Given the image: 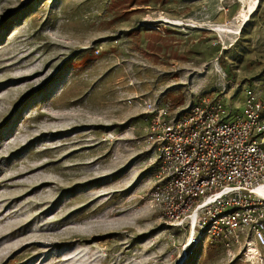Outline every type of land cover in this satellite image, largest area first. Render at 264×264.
Wrapping results in <instances>:
<instances>
[{
    "label": "rangeland",
    "instance_id": "1",
    "mask_svg": "<svg viewBox=\"0 0 264 264\" xmlns=\"http://www.w3.org/2000/svg\"><path fill=\"white\" fill-rule=\"evenodd\" d=\"M240 11L233 0H0V264H264L240 247L186 245L187 229L150 201L154 153L141 139L146 100L208 93L242 111L264 71V0L241 34L210 29Z\"/></svg>",
    "mask_w": 264,
    "mask_h": 264
},
{
    "label": "built area",
    "instance_id": "2",
    "mask_svg": "<svg viewBox=\"0 0 264 264\" xmlns=\"http://www.w3.org/2000/svg\"><path fill=\"white\" fill-rule=\"evenodd\" d=\"M250 80L237 112L208 93L176 107L146 100L141 139L154 153L150 201L172 225L187 229L186 244L240 247L255 263L264 261V71Z\"/></svg>",
    "mask_w": 264,
    "mask_h": 264
},
{
    "label": "bare ground",
    "instance_id": "3",
    "mask_svg": "<svg viewBox=\"0 0 264 264\" xmlns=\"http://www.w3.org/2000/svg\"><path fill=\"white\" fill-rule=\"evenodd\" d=\"M256 5H257L256 0H250L249 4H243L241 6V11L236 16V18L233 20V22L227 23V24H222V23L221 24H211L210 29L216 32L223 33V34L225 33L236 34V35L241 34L245 26L252 19V16L256 10ZM163 20H166L167 22L173 25H182L185 23L183 20H180V19L164 18ZM185 24L194 25L193 23H185ZM184 261H185V258L182 257V259L177 264H184Z\"/></svg>",
    "mask_w": 264,
    "mask_h": 264
}]
</instances>
